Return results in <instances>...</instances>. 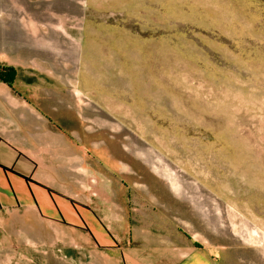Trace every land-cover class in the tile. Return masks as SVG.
Returning a JSON list of instances; mask_svg holds the SVG:
<instances>
[{
	"label": "rangeland",
	"instance_id": "1",
	"mask_svg": "<svg viewBox=\"0 0 264 264\" xmlns=\"http://www.w3.org/2000/svg\"><path fill=\"white\" fill-rule=\"evenodd\" d=\"M1 7L22 54L31 31L74 38L54 67L85 72L88 92L69 99L87 146L133 167L137 212L191 232L220 264H264V0ZM28 217L0 213V264H123L75 228Z\"/></svg>",
	"mask_w": 264,
	"mask_h": 264
},
{
	"label": "crops",
	"instance_id": "2",
	"mask_svg": "<svg viewBox=\"0 0 264 264\" xmlns=\"http://www.w3.org/2000/svg\"><path fill=\"white\" fill-rule=\"evenodd\" d=\"M1 6L0 213L75 228L123 264H220L191 232L154 228L159 215L136 210L133 167L118 165L116 151L87 146V119L69 99L88 92L86 74L54 67L64 49L76 50L74 38L31 31L22 54L21 39L6 38Z\"/></svg>",
	"mask_w": 264,
	"mask_h": 264
},
{
	"label": "trees",
	"instance_id": "3",
	"mask_svg": "<svg viewBox=\"0 0 264 264\" xmlns=\"http://www.w3.org/2000/svg\"><path fill=\"white\" fill-rule=\"evenodd\" d=\"M1 77H2V75H1ZM7 81L12 82L13 81V78H8Z\"/></svg>",
	"mask_w": 264,
	"mask_h": 264
}]
</instances>
